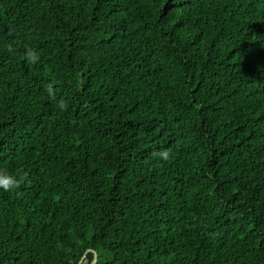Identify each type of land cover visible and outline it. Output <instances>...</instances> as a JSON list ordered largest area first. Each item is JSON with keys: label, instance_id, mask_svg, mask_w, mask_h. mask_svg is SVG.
<instances>
[{"label": "trees", "instance_id": "16d2710c", "mask_svg": "<svg viewBox=\"0 0 264 264\" xmlns=\"http://www.w3.org/2000/svg\"><path fill=\"white\" fill-rule=\"evenodd\" d=\"M0 168V264H264V0H0Z\"/></svg>", "mask_w": 264, "mask_h": 264}, {"label": "clouds", "instance_id": "9594fccd", "mask_svg": "<svg viewBox=\"0 0 264 264\" xmlns=\"http://www.w3.org/2000/svg\"><path fill=\"white\" fill-rule=\"evenodd\" d=\"M8 51L12 52L13 48L11 45L8 46ZM26 59L29 60L31 63H37L40 60L39 53L35 49H29L26 52ZM58 107L61 110L66 109L67 107V102L65 100H60L58 101ZM160 156L163 159L168 158V152L164 151L160 153ZM25 177L23 176H18L14 172L5 169V168H0V191L8 192L17 189L22 181L24 180Z\"/></svg>", "mask_w": 264, "mask_h": 264}, {"label": "water", "instance_id": "95a60500", "mask_svg": "<svg viewBox=\"0 0 264 264\" xmlns=\"http://www.w3.org/2000/svg\"><path fill=\"white\" fill-rule=\"evenodd\" d=\"M95 260H96V259H95ZM92 264H94V262H93Z\"/></svg>", "mask_w": 264, "mask_h": 264}]
</instances>
